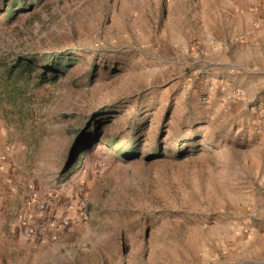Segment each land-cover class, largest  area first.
<instances>
[{"label":"rangeland","instance_id":"1","mask_svg":"<svg viewBox=\"0 0 264 264\" xmlns=\"http://www.w3.org/2000/svg\"><path fill=\"white\" fill-rule=\"evenodd\" d=\"M227 8L0 0V264H264V42Z\"/></svg>","mask_w":264,"mask_h":264},{"label":"crops","instance_id":"2","mask_svg":"<svg viewBox=\"0 0 264 264\" xmlns=\"http://www.w3.org/2000/svg\"><path fill=\"white\" fill-rule=\"evenodd\" d=\"M227 2V10H220L223 13V16L220 17L222 27L227 30L232 28V25L239 26V18L243 16V13H245L243 16L245 18V29L242 31L245 36L244 42L242 43V46H240V49H244L249 55H251V53L256 50L262 51V47L260 46H262L261 44L264 42V12L261 13V18L258 21L256 16L258 13L260 14L261 11L258 12L257 10L260 5H264V0H227ZM262 9H264V7ZM250 13H252V15ZM235 20L236 23H234ZM227 41L228 42H226L224 46L232 47L234 45L233 37L228 36ZM239 68L245 72L243 67Z\"/></svg>","mask_w":264,"mask_h":264},{"label":"trees","instance_id":"3","mask_svg":"<svg viewBox=\"0 0 264 264\" xmlns=\"http://www.w3.org/2000/svg\"><path fill=\"white\" fill-rule=\"evenodd\" d=\"M18 2L19 0H15ZM26 61L22 63L26 69L33 68L38 64H44L46 69L45 73L50 77H56L58 75H62L67 72L68 68L74 64L72 61L75 60L70 52H64L56 55H48V56H26L23 57ZM98 125V124H96ZM102 129L99 131L101 132ZM95 130H91L90 127L87 128L85 133V138L83 143H87L91 141L92 136L94 135Z\"/></svg>","mask_w":264,"mask_h":264},{"label":"built area","instance_id":"4","mask_svg":"<svg viewBox=\"0 0 264 264\" xmlns=\"http://www.w3.org/2000/svg\"><path fill=\"white\" fill-rule=\"evenodd\" d=\"M235 96V93H233ZM35 198L33 196V191L30 188L25 189V198L23 202L24 209L22 210L21 214L16 216L17 218V228L21 235L25 239H32L35 237L40 238L41 240L44 239V235L42 234L41 225L37 226L33 219L31 218L29 209L32 206H35Z\"/></svg>","mask_w":264,"mask_h":264}]
</instances>
